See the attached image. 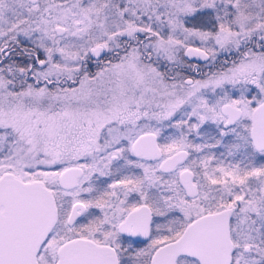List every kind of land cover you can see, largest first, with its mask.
Returning <instances> with one entry per match:
<instances>
[{"label":"snow or ice","instance_id":"1","mask_svg":"<svg viewBox=\"0 0 264 264\" xmlns=\"http://www.w3.org/2000/svg\"><path fill=\"white\" fill-rule=\"evenodd\" d=\"M0 264H264V0H0Z\"/></svg>","mask_w":264,"mask_h":264}]
</instances>
